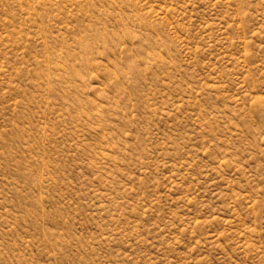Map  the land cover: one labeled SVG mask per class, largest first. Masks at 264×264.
Returning a JSON list of instances; mask_svg holds the SVG:
<instances>
[{
  "label": "rangeland",
  "instance_id": "374dc122",
  "mask_svg": "<svg viewBox=\"0 0 264 264\" xmlns=\"http://www.w3.org/2000/svg\"><path fill=\"white\" fill-rule=\"evenodd\" d=\"M0 264H264V0H0Z\"/></svg>",
  "mask_w": 264,
  "mask_h": 264
}]
</instances>
